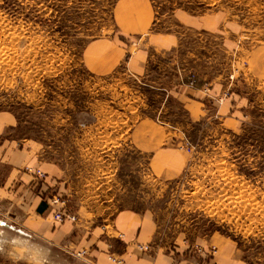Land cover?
<instances>
[{
    "label": "rangeland",
    "instance_id": "rangeland-1",
    "mask_svg": "<svg viewBox=\"0 0 264 264\" xmlns=\"http://www.w3.org/2000/svg\"><path fill=\"white\" fill-rule=\"evenodd\" d=\"M194 18L211 26L195 29ZM166 33L178 37V51L145 77L129 73L130 55L150 52L151 36ZM263 38L264 0H0V113L13 116L12 137L42 144L73 195L95 202L83 206L89 217L129 209L152 219L162 248L264 264V83L249 80L243 55ZM112 45L122 60L94 72L90 61L102 64ZM223 71L240 101L222 104H238L240 114L219 117L207 105L193 121L174 87H203ZM141 118L163 126L178 151L185 167L175 177H157L129 148ZM70 197L59 199L74 212ZM82 255L0 209V264H87Z\"/></svg>",
    "mask_w": 264,
    "mask_h": 264
},
{
    "label": "crops",
    "instance_id": "crops-1",
    "mask_svg": "<svg viewBox=\"0 0 264 264\" xmlns=\"http://www.w3.org/2000/svg\"><path fill=\"white\" fill-rule=\"evenodd\" d=\"M210 24L211 21L207 19L188 20V25L201 31L202 26L210 27ZM149 42L152 43L150 52L143 46L144 49L140 47L129 57L128 72L133 76L145 77L150 64L157 65V69H160L161 62L167 59L166 56H173L172 53L178 51L180 47L178 37L168 33L153 34ZM225 46L223 44V49ZM88 53L94 54L93 51ZM124 53H120L112 45L106 58L102 55L100 60L102 64L92 60L90 68L96 73L101 71L109 73L108 71L119 64ZM228 54L231 56V53ZM243 55L244 70L249 80L256 84L264 83V38L243 52ZM224 73L223 71L221 76L218 74L216 80L203 87L181 91L174 87L173 92L179 93L178 100L184 103L188 116L193 121H198L209 112L207 105H210L219 117L220 114L230 112L233 116L240 114L233 109L234 107L237 109L238 104L235 106L233 103L229 106L222 104L225 98L226 103L231 100H236L237 103L240 101L236 93L228 94L229 90L222 79ZM175 92L174 94H177ZM15 126L13 116L6 112L0 113V209L6 211L14 223L62 251L71 254L83 253L81 258L87 264H217L216 255L211 259L207 258V248H203L202 254L197 255L190 254L191 251L186 247L182 249L173 247L169 250L155 244L154 224L145 214L124 209L112 217L98 218V215L89 217L83 206L95 202H88L81 195H73L63 169L55 160L46 157L47 153L42 144L33 139L20 140L11 136ZM128 136L129 148L148 158L149 166L152 170L154 168L157 177L167 180L184 169V162L178 151L171 146L165 129L154 119H139L130 128ZM35 170L46 174L44 182L37 181ZM53 196L58 198L71 196L75 213L69 206L68 209L73 215H77L75 223L70 220L59 223L54 220L58 206L51 204L50 198ZM98 202L103 204L105 201L99 199ZM220 264L227 263L221 260Z\"/></svg>",
    "mask_w": 264,
    "mask_h": 264
},
{
    "label": "built area",
    "instance_id": "built-area-1",
    "mask_svg": "<svg viewBox=\"0 0 264 264\" xmlns=\"http://www.w3.org/2000/svg\"><path fill=\"white\" fill-rule=\"evenodd\" d=\"M194 84V81L190 82V86H192ZM37 181L42 182V180L44 179V174L40 171V170H36L34 173ZM51 204L58 206V211L54 213V220L61 223L63 220H70L72 223H75L77 221V218L75 215L71 214V212H66L63 210V205H64V201L60 200L59 198L53 196L51 197ZM196 252L198 254L201 253V249L197 248ZM214 252V251H213ZM212 252V253H213ZM114 261H116L115 259H112Z\"/></svg>",
    "mask_w": 264,
    "mask_h": 264
},
{
    "label": "bare ground",
    "instance_id": "bare-ground-1",
    "mask_svg": "<svg viewBox=\"0 0 264 264\" xmlns=\"http://www.w3.org/2000/svg\"><path fill=\"white\" fill-rule=\"evenodd\" d=\"M27 171H29V170H27ZM36 171V170H35ZM35 173V172H34ZM63 210L64 211H66V212H68L69 211V209H68V207H67V203H64V205H63ZM70 212V211H69ZM72 214V213H71ZM1 225H2V223H1Z\"/></svg>",
    "mask_w": 264,
    "mask_h": 264
}]
</instances>
